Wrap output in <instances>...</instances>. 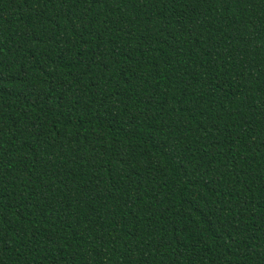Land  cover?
Returning <instances> with one entry per match:
<instances>
[{"label": "trees", "instance_id": "1", "mask_svg": "<svg viewBox=\"0 0 264 264\" xmlns=\"http://www.w3.org/2000/svg\"><path fill=\"white\" fill-rule=\"evenodd\" d=\"M0 264H264V0H0Z\"/></svg>", "mask_w": 264, "mask_h": 264}]
</instances>
